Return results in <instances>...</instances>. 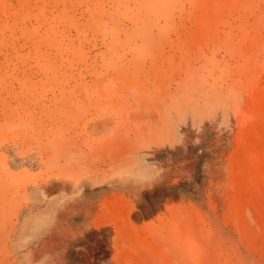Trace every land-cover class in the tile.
Here are the masks:
<instances>
[{
  "label": "rangeland",
  "instance_id": "374dc122",
  "mask_svg": "<svg viewBox=\"0 0 264 264\" xmlns=\"http://www.w3.org/2000/svg\"><path fill=\"white\" fill-rule=\"evenodd\" d=\"M0 264H264V0H0Z\"/></svg>",
  "mask_w": 264,
  "mask_h": 264
}]
</instances>
